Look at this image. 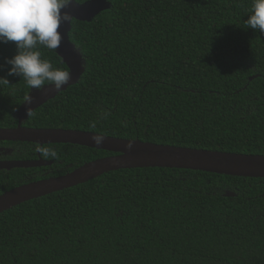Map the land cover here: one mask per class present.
<instances>
[{"label":"trees","instance_id":"trees-1","mask_svg":"<svg viewBox=\"0 0 264 264\" xmlns=\"http://www.w3.org/2000/svg\"><path fill=\"white\" fill-rule=\"evenodd\" d=\"M107 1L92 21L71 22L84 68L78 82L24 126L264 155V34L245 26L252 0ZM16 51L14 42L0 44V64ZM40 51L68 71L55 51ZM8 67L0 69L9 81L0 84V128L17 125L35 89ZM4 143L15 159L52 165L0 170V194L113 155ZM0 264H264V179L156 167L108 172L1 213Z\"/></svg>","mask_w":264,"mask_h":264},{"label":"water","instance_id":"water-1","mask_svg":"<svg viewBox=\"0 0 264 264\" xmlns=\"http://www.w3.org/2000/svg\"><path fill=\"white\" fill-rule=\"evenodd\" d=\"M108 8L107 0H89L83 5L73 2L62 11L69 12L72 15V21L90 22ZM70 30L71 23H63L58 28L62 34V41L55 50L67 67L70 80L60 90H56L51 84L39 90L32 89L28 94L32 97V102L29 104L24 101L17 110V126L0 128V142L32 143L39 147L50 144H70L107 151L113 155L84 163L63 175L28 182L0 194V214L24 202L75 187L105 173L122 169L175 168L232 177L264 179V155L175 147L73 129L23 126L22 123L35 109L54 99L59 92L75 85L84 72L82 59L69 40ZM252 79L251 77L250 81ZM96 136L102 137L101 143L93 140ZM51 165V161L43 159L0 161V170L10 171ZM225 196L234 197L235 194L226 191Z\"/></svg>","mask_w":264,"mask_h":264},{"label":"clouds","instance_id":"clouds-1","mask_svg":"<svg viewBox=\"0 0 264 264\" xmlns=\"http://www.w3.org/2000/svg\"><path fill=\"white\" fill-rule=\"evenodd\" d=\"M76 0H0V44L14 42L16 54L4 57L8 76L23 78L29 88L41 89L47 84L60 90L70 80V73L42 58L40 48L55 51L62 41L58 28L71 23L72 15L62 11ZM246 28L264 34V0H252L250 14L245 20ZM9 83L0 77V84ZM31 103L32 97L25 96ZM107 114H105L106 116ZM96 143L102 137H93Z\"/></svg>","mask_w":264,"mask_h":264},{"label":"flooded vegetation","instance_id":"flooded-vegetation-1","mask_svg":"<svg viewBox=\"0 0 264 264\" xmlns=\"http://www.w3.org/2000/svg\"><path fill=\"white\" fill-rule=\"evenodd\" d=\"M44 105H42V106H44ZM13 152H14V149L11 146H7V145H5V143L4 144H0V161L18 160V159H15V158L12 157L13 156ZM37 153H39V151ZM37 159H43V158H41V157L38 156V157H36L34 159H31V160H37ZM45 161H47V160H45ZM37 168H45V167H36V168H29V169H37ZM40 174L43 175V176H47L48 175V173L46 171H42V172H40ZM41 179H43V178H41Z\"/></svg>","mask_w":264,"mask_h":264},{"label":"rangeland","instance_id":"rangeland-1","mask_svg":"<svg viewBox=\"0 0 264 264\" xmlns=\"http://www.w3.org/2000/svg\"><path fill=\"white\" fill-rule=\"evenodd\" d=\"M64 91H65V90H64ZM62 92H63V91H62ZM59 93H60V92H59ZM59 93H58V94H59ZM58 94H57V95H58ZM57 95H56V96H57ZM27 96H28V95H27ZM24 101H25V100H24ZM37 109H38V108H37ZM33 112H34V111H33ZM30 115H31V114H30ZM16 119H17V118H16ZM26 121H27V120H26ZM26 121H25V122H26ZM25 122H23V123H25ZM17 123H18V121H17ZM23 123H22V124H23ZM16 126H17V125H16ZM16 126H15V127H16ZM23 126H24V125H23ZM25 127H26V126H25ZM11 128H14V127H11ZM29 128H31V127H29ZM60 129H61V128H60ZM33 181H35V180H33ZM33 181H31V182H33ZM24 184H25V183H24ZM21 185H22V184H21Z\"/></svg>","mask_w":264,"mask_h":264}]
</instances>
